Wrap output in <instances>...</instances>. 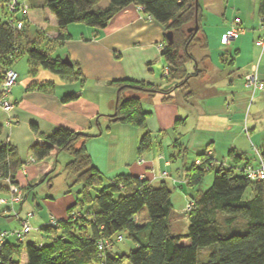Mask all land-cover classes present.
I'll return each instance as SVG.
<instances>
[{"label": "crops", "instance_id": "0c3cea01", "mask_svg": "<svg viewBox=\"0 0 264 264\" xmlns=\"http://www.w3.org/2000/svg\"><path fill=\"white\" fill-rule=\"evenodd\" d=\"M24 1L29 5L25 17L28 41L40 49L47 47L53 57H67L77 63L81 76L54 74L29 61L25 54L8 67L18 73V79L6 97L13 108L0 109V145L16 149L21 164L14 171V182L24 191V198L14 211L0 205V231L18 228L26 214L32 213V230L23 244L37 243L44 237L41 227L51 218L66 220L70 213L83 211L72 208L77 195L73 187L69 189L70 178L60 181L58 173L70 158L59 152L36 161L29 151L35 142H43L41 135L60 127L93 135L85 141V149L105 184L126 174L142 177L152 186L164 181L173 192L177 184L186 185V172L195 156L203 152L226 164H230L228 155L233 153L241 159L237 168L257 165V153L253 156L249 152L251 146L257 152L264 149V51L255 44L264 36V28L258 2L197 0L205 47L197 44L191 51L192 70L187 71L196 73L187 86L172 89L176 83L163 76L167 63L159 47L164 43L165 29L138 6L121 9L99 30L69 24L66 38L58 41L57 20L46 7V0ZM102 1L97 9L109 5H102ZM0 8L6 10V5ZM235 19L240 20L241 31L225 44L222 38L235 26ZM22 57L26 61L18 68ZM255 65L263 87L252 94L244 76ZM113 81L150 83L170 91V98L164 100V95L156 94L140 99L147 113L141 128L109 124L107 116L113 113L116 90L108 84ZM68 94L74 98L63 102ZM146 131L152 135L151 146L139 154L138 142ZM189 154L194 157L190 159ZM7 186V180L0 178V196L7 192ZM31 233L34 235L29 236ZM14 241L7 237L1 243ZM20 262H26L24 252Z\"/></svg>", "mask_w": 264, "mask_h": 264}, {"label": "trees", "instance_id": "16d2710c", "mask_svg": "<svg viewBox=\"0 0 264 264\" xmlns=\"http://www.w3.org/2000/svg\"><path fill=\"white\" fill-rule=\"evenodd\" d=\"M7 2L0 0V5ZM99 2L46 0V7L57 20V40L66 38L69 24L99 30L121 9L131 4L140 6L147 16L163 26L165 34L170 31L173 35L171 41L165 38L160 50L168 69V75L163 73V76L176 83L172 89L187 86L188 79L196 73V70L187 71L188 62L193 60L191 51L197 44L205 47L200 29L201 9L196 0H110L103 10L96 8ZM258 12L264 24V0H258ZM6 16L7 19H0V82L5 70L23 54L54 74L81 76L77 63L69 58L53 57L47 47L40 49L28 41L25 16L9 13L7 6ZM17 21L23 23L21 29L15 27ZM194 26H197L194 33L187 32V28ZM108 85L116 90L113 113L107 116L109 124L141 128L147 113L140 99L156 94L164 95V100L170 98V91H162L150 83L113 81ZM73 98V94H68L62 100L67 102ZM33 130L36 131V127L33 126ZM41 137V144L35 142L30 147L31 155L40 161L54 153L69 154L70 159L63 167L70 178L69 189L76 184L82 185L72 208L83 211L70 213L66 220H57L54 225L48 222L41 227L43 236L50 242L44 243V237L37 243L23 244L25 237L22 241L11 237L14 242H0V264H21L23 252L25 264H264V180L251 181L246 177L243 169L249 164L235 167L241 160L239 156L229 153L230 164L206 152L195 156L184 181L193 205L186 211L187 233L180 235L173 223L172 191L166 182L152 186L142 177L119 174L105 184L85 149V141L93 135L60 127ZM151 141V133L144 132L137 152L148 151ZM258 154L264 162V149ZM196 160L200 164L197 165ZM20 164L15 147L0 145V178H9L16 184L14 171ZM208 172H213V181L210 187L202 190L200 186ZM249 187H252L253 196L243 200ZM90 189L96 191L94 212L84 211ZM238 220L242 228L237 227ZM121 232H126L135 244L128 254L112 250ZM99 242L107 244L100 249ZM205 247L211 249L200 257L199 250Z\"/></svg>", "mask_w": 264, "mask_h": 264}, {"label": "built area", "instance_id": "2783aa9c", "mask_svg": "<svg viewBox=\"0 0 264 264\" xmlns=\"http://www.w3.org/2000/svg\"><path fill=\"white\" fill-rule=\"evenodd\" d=\"M7 10L9 13L12 14H20L22 16L27 15L29 11V5L24 0H8L6 3ZM140 10H142V7H138ZM150 19L151 17L148 16ZM259 21L264 28L263 19L259 18ZM235 26L231 27L230 30H228L225 35L222 38L223 43H229L230 40L234 39L238 33L241 31V28L239 27V19H235L234 21ZM15 27L17 29H21L23 26V23L21 21H17L14 23ZM255 44L261 48V52L264 51V36L258 38L255 41ZM161 47V45H159ZM168 75V69L164 70V76ZM18 79V73L14 71L13 69L9 68L5 70L3 74V78L0 82V109L4 111H9L13 108V104L7 100V96L11 91V88L13 85L17 82ZM245 84L246 86L251 90L252 94L262 89L263 83L259 80L257 76V65H255L252 69V71L246 73L244 76ZM257 152V151H256ZM258 154V153H257ZM195 163L198 165L200 164L199 160H196ZM243 173L246 175L248 179L251 181H263L264 180V162L261 159V157L258 154V163L257 165H246V167L243 169ZM8 182L7 186V197H0V205H6L9 210L14 211V206L16 204H19L22 200V189L17 185L10 181L9 178H6ZM193 203L192 201H189L186 204L187 211L191 209ZM31 216V213L27 214V218L21 221V225L19 228L15 229H9L5 231H0V242L2 239L6 237H15L18 240L22 241V239L27 235L31 230V226L28 221V217ZM56 219L51 218L49 221V224L54 225L56 223ZM117 241H121L122 237L118 236ZM107 244V242H99V248L102 249L104 245Z\"/></svg>", "mask_w": 264, "mask_h": 264}, {"label": "rangeland", "instance_id": "374dc122", "mask_svg": "<svg viewBox=\"0 0 264 264\" xmlns=\"http://www.w3.org/2000/svg\"><path fill=\"white\" fill-rule=\"evenodd\" d=\"M109 1L110 0H103L102 1V5L106 4V3L108 4ZM255 2L257 3L258 0H255ZM0 18H7L6 10H4V9L1 10V8H0ZM161 47H162V45H161ZM24 61H26V57H24V58L22 57V59L19 60V63L17 65L18 68L21 67V65H23L22 63ZM190 62L191 61H189L188 63H190ZM191 64L192 63L187 65V68H188L189 71L192 70L191 69ZM184 92L185 91H183V93ZM263 121H264V119H263ZM250 150L251 151L249 152V154L254 156L256 154V152L253 149V146H251ZM64 155H67V157H69V154H67V153H64ZM189 157H190V159L193 158L194 154H189ZM50 172H52V171H50ZM58 173L61 174L60 181H63V179H65L66 177H69L62 170V168L58 169ZM48 180L51 181V178L48 179ZM212 181H213V172H208L205 175V178L203 179V182H202V184L200 186V189L206 190L208 187H210ZM81 188H82V185L76 184V185L73 186L72 192H74L76 194L77 192L81 191ZM22 193H23V191H22ZM95 195H96V191L94 189H90L88 191L89 200L84 204V211L94 212L96 210V205L94 203ZM7 196H8V193L5 192L3 194V196H0V197H7ZM252 196H253V190H252V187H249V188H247V190L245 191V193L243 195V200H249V199L252 198ZM171 199H172L173 215L175 217V220H173V223L175 225L176 232H177V234L184 235V234L187 233V228H188V225H189V221H188V218H187V215H186V213H187L186 212L187 211L186 204L190 201V197H189V194H188L187 187L185 185L180 187V185L177 184L175 186V188L173 189V192L171 194ZM237 227L238 228H242L243 227L242 222H240L239 220L237 221ZM88 231L90 233L89 229H88ZM120 234L123 237V240L122 241H118V242L115 243L114 250L117 253H120V254H128L134 248L135 244L132 242L131 239H129L128 234L126 232H121ZM32 235H34V233H31L29 236H32ZM43 241H44V243H47V242H49V239L44 238ZM24 244H26V241H24ZM210 249H211V247L201 248L199 250V256L200 257L204 256V254L209 252ZM124 264H127V263H124Z\"/></svg>", "mask_w": 264, "mask_h": 264}, {"label": "water", "instance_id": "95a60500", "mask_svg": "<svg viewBox=\"0 0 264 264\" xmlns=\"http://www.w3.org/2000/svg\"><path fill=\"white\" fill-rule=\"evenodd\" d=\"M196 2H197V0H196ZM196 30H197V26L187 28V32H193L194 33ZM172 37H173L172 32H170V31L166 32L165 38L167 41H171ZM64 59H67V57H65Z\"/></svg>", "mask_w": 264, "mask_h": 264}]
</instances>
